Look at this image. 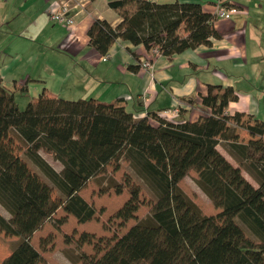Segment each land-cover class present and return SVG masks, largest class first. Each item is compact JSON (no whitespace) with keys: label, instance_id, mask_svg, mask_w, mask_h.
Masks as SVG:
<instances>
[{"label":"trees","instance_id":"1","mask_svg":"<svg viewBox=\"0 0 264 264\" xmlns=\"http://www.w3.org/2000/svg\"><path fill=\"white\" fill-rule=\"evenodd\" d=\"M108 4L131 5L133 10H124L115 26L106 19L93 20L87 29L89 44L102 54L118 37L147 49L157 46L164 55L221 37L214 13L204 11L199 1ZM23 90L6 86L0 78V203L18 224L0 215V230L16 237L0 264H49L30 242V233L47 211L50 187L35 173L23 179L27 167L14 151L10 131L63 195L53 207L61 206L78 222L95 212L80 188L119 155L154 195L151 212L114 237L100 257L83 254L87 264H264V120L251 122V116L242 119V112H226L228 101L237 97L232 86L207 84V92L200 95L204 112L195 120H173L155 112L137 116L120 98L106 103L95 97H49L43 91L20 109L15 93ZM237 127L252 138L239 141ZM221 138L240 165H232L216 148ZM40 149L59 161L61 169L48 163ZM243 161L256 186L242 175ZM189 168L197 172L198 186L220 207L215 215L203 213L178 184ZM115 191H121L119 184ZM128 192L114 213L121 220L134 218L140 203L138 185L130 184ZM242 226L254 240L240 238Z\"/></svg>","mask_w":264,"mask_h":264},{"label":"crops","instance_id":"2","mask_svg":"<svg viewBox=\"0 0 264 264\" xmlns=\"http://www.w3.org/2000/svg\"><path fill=\"white\" fill-rule=\"evenodd\" d=\"M109 1L0 0L2 82L23 91L36 85L39 91L31 101L42 91L49 97H95L106 103L120 98L134 115L155 112L173 120L197 119L204 112L200 95L207 92V84L220 83L232 86L237 94L228 101L227 113L242 112V118L251 116V122L264 120V29L259 26L264 25V0H223L239 9L229 18H215L214 27L221 37H211L210 44L155 56L150 69L141 67L148 54L143 44L118 37L105 54L89 44L87 29L95 18L115 26L124 10H133L131 5L112 8ZM177 1H199L211 13L220 3ZM60 2L74 15V26L50 19ZM250 13L253 16L247 18ZM179 33H184L182 28ZM189 97L191 102L185 100ZM177 104V112L172 113L170 109Z\"/></svg>","mask_w":264,"mask_h":264},{"label":"rangeland","instance_id":"3","mask_svg":"<svg viewBox=\"0 0 264 264\" xmlns=\"http://www.w3.org/2000/svg\"><path fill=\"white\" fill-rule=\"evenodd\" d=\"M251 16H253L252 13L246 15L247 18ZM259 26L261 29H264L262 23ZM262 45L264 46V42ZM35 88L30 87L26 91L15 93V100L20 109H23L28 100L38 93L39 89ZM261 107H263V104ZM237 131L239 141L247 142L249 138H252L247 131L243 132L241 128L237 127ZM9 135L11 136L15 153L27 167V173L23 176V179L27 178L29 172L35 173L50 187L49 198L45 203L47 211L30 233V242L39 250L49 264H87V259L83 254L96 258L100 257L106 247L112 244L114 237L122 235L137 218L151 212L154 195L149 190L146 182L130 166L129 162L119 155L106 164L99 173L89 178L80 188V195L92 204L95 212L91 219L78 222L72 214H66L63 209L58 208L56 210V206L53 207L55 202L59 203L63 200V195L26 154L25 144L19 140L15 132L10 131ZM226 143L221 138L216 148L232 165H240L226 149ZM39 153L56 170L61 169L60 162L54 159L49 152L40 149ZM246 166L247 161H243L241 173L256 186L257 183L246 169ZM196 178L197 172L193 168H189L178 184L199 206L203 213L215 215L220 211V207H216L207 194L198 186ZM118 184L121 186L120 192L115 191ZM130 184L139 186L140 203L134 212V218L130 217L127 220H121L119 217H115L114 213L128 198V186ZM0 215H3L13 225H18L15 221V216L11 215L1 203ZM83 232H86L88 236H82ZM240 238L254 240L252 235L243 226ZM15 240V236L6 235L0 230V259L9 251ZM182 262L183 260L178 261L180 264ZM134 264L147 263L144 260H136Z\"/></svg>","mask_w":264,"mask_h":264},{"label":"built area","instance_id":"4","mask_svg":"<svg viewBox=\"0 0 264 264\" xmlns=\"http://www.w3.org/2000/svg\"><path fill=\"white\" fill-rule=\"evenodd\" d=\"M238 6L235 4H221L217 3L214 15L215 18L221 17V18H229L234 12L238 11ZM50 19L54 22H58L61 24H65L68 27H72L75 24V17L73 14H70L68 12V6L67 4L60 2V5L58 8L53 9L50 12ZM105 54V53H104ZM161 52L159 51L157 46H152L148 49V54L146 55L145 59L141 63L142 68L150 69L152 67L153 61L155 56L160 55ZM179 105H174L170 111L172 113H176Z\"/></svg>","mask_w":264,"mask_h":264}]
</instances>
